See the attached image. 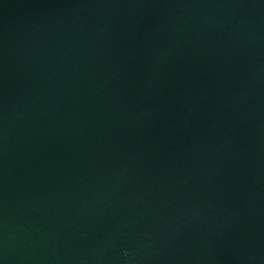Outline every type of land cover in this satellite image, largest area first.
I'll list each match as a JSON object with an SVG mask.
<instances>
[{
    "label": "water",
    "instance_id": "1",
    "mask_svg": "<svg viewBox=\"0 0 264 264\" xmlns=\"http://www.w3.org/2000/svg\"><path fill=\"white\" fill-rule=\"evenodd\" d=\"M0 264H264V0H0Z\"/></svg>",
    "mask_w": 264,
    "mask_h": 264
}]
</instances>
